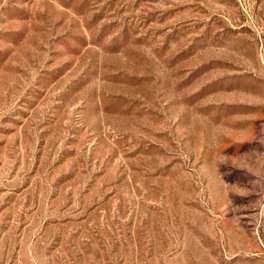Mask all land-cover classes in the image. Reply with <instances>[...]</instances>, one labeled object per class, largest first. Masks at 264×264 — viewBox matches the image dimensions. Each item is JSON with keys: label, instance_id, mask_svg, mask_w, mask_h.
Returning <instances> with one entry per match:
<instances>
[{"label": "rangeland", "instance_id": "1", "mask_svg": "<svg viewBox=\"0 0 264 264\" xmlns=\"http://www.w3.org/2000/svg\"><path fill=\"white\" fill-rule=\"evenodd\" d=\"M0 264H264V0H0Z\"/></svg>", "mask_w": 264, "mask_h": 264}]
</instances>
